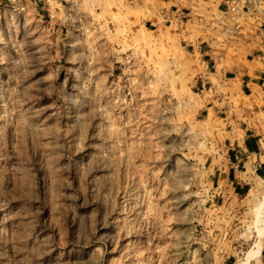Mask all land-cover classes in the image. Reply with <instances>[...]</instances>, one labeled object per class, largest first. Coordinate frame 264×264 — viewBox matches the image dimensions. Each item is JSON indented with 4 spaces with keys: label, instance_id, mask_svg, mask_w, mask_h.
Returning <instances> with one entry per match:
<instances>
[{
    "label": "rangeland",
    "instance_id": "1",
    "mask_svg": "<svg viewBox=\"0 0 264 264\" xmlns=\"http://www.w3.org/2000/svg\"><path fill=\"white\" fill-rule=\"evenodd\" d=\"M168 1L0 0V264L243 262L264 178L220 196ZM187 18L232 38L215 4Z\"/></svg>",
    "mask_w": 264,
    "mask_h": 264
},
{
    "label": "crops",
    "instance_id": "2",
    "mask_svg": "<svg viewBox=\"0 0 264 264\" xmlns=\"http://www.w3.org/2000/svg\"><path fill=\"white\" fill-rule=\"evenodd\" d=\"M201 1L226 14L231 39L220 32L215 39L192 42L193 21L187 16L194 0L165 2L179 17L161 15L153 30L159 40L183 32L185 66L195 72L197 106L217 146L210 164L213 183L220 196L238 198L264 178V9L255 10L251 0ZM256 264H264V240Z\"/></svg>",
    "mask_w": 264,
    "mask_h": 264
},
{
    "label": "bare ground",
    "instance_id": "3",
    "mask_svg": "<svg viewBox=\"0 0 264 264\" xmlns=\"http://www.w3.org/2000/svg\"><path fill=\"white\" fill-rule=\"evenodd\" d=\"M263 238L264 216L262 215L261 210H259L256 215L255 241L253 242L252 247L245 254L243 262L239 264H250L251 262H256L259 259L263 247Z\"/></svg>",
    "mask_w": 264,
    "mask_h": 264
}]
</instances>
